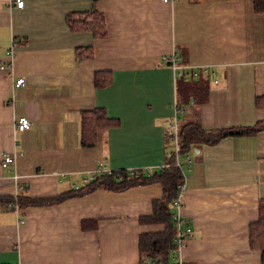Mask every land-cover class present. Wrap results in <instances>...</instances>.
<instances>
[{
	"label": "crops",
	"instance_id": "1",
	"mask_svg": "<svg viewBox=\"0 0 264 264\" xmlns=\"http://www.w3.org/2000/svg\"><path fill=\"white\" fill-rule=\"evenodd\" d=\"M0 0V195L48 200L94 175L157 169L174 144L167 137L177 76L210 78L200 106L205 130L253 126L264 96V13L254 0ZM104 14L108 36L74 32L71 14ZM91 48L93 58L79 50ZM14 52L13 64L8 56ZM177 57V69L168 56ZM97 72L111 84L95 86ZM24 79V85L16 82ZM193 102L183 106L186 114ZM104 109L117 128L82 143V113ZM182 116V115H181ZM180 116V117H181ZM27 118L31 127L18 131ZM14 163L3 167L5 157ZM178 216L191 232L178 264H262L250 226L264 203V131L200 145ZM162 185L97 190L59 203L0 206V264H140V237L165 230L154 214Z\"/></svg>",
	"mask_w": 264,
	"mask_h": 264
},
{
	"label": "trees",
	"instance_id": "2",
	"mask_svg": "<svg viewBox=\"0 0 264 264\" xmlns=\"http://www.w3.org/2000/svg\"><path fill=\"white\" fill-rule=\"evenodd\" d=\"M95 2L99 0H94ZM256 12L264 13V0H254ZM69 28L74 32H90L95 39H105L108 36L104 14L97 11L84 14H71L67 18ZM86 54L82 59H92L91 48L79 50V55ZM178 63V62H177ZM172 65V63H169ZM95 86L98 89L108 87L112 82L110 72H97ZM210 90V78L198 77L193 73L184 72L177 76V104L183 107L190 102L194 103L186 115L180 117L178 148L179 156L189 155L194 147L200 145H216L224 139L256 135L264 131V119L253 126L232 127L225 129L205 130L201 124L200 106L206 101ZM255 106L264 109V96L256 98ZM119 121L108 118L104 109H94L82 113V143L85 147L96 146L100 132L117 128ZM168 140L174 144L173 137L166 132ZM184 182L182 171L176 166V154L172 149L171 155L164 166L144 172L140 170L110 171L94 175L88 183L72 193L60 195L54 199L37 200L28 196L15 198L0 195V206L26 208L30 206H43L59 203L70 197L88 195L97 190H111L115 192L126 191L132 187L160 183L162 185V198L154 203V214L142 222L162 224L165 230L158 234H144L140 237V264H178L179 246L176 239L185 232L186 223L178 218V207L182 206L183 199L180 186ZM178 203V205H176ZM188 235L185 237L187 238ZM250 245L252 249L259 250L264 264V203L260 207L258 221L250 226Z\"/></svg>",
	"mask_w": 264,
	"mask_h": 264
},
{
	"label": "built area",
	"instance_id": "3",
	"mask_svg": "<svg viewBox=\"0 0 264 264\" xmlns=\"http://www.w3.org/2000/svg\"><path fill=\"white\" fill-rule=\"evenodd\" d=\"M16 1V6L18 8H23L24 6V2L22 0H15ZM162 3L164 4H173L175 3L177 0H160ZM8 56L11 59V64L10 66H12L13 64V58H14V52L13 50H10L8 53ZM167 62L172 63V66H174V68L177 69V57L174 55L172 56H168L165 59ZM25 80L24 79H19L16 82V86L20 87L22 85H24ZM174 110H175V115L174 118L172 120V122L169 124L168 126V132L169 134L173 137L174 139V143H175V148H174V152L176 154V166L182 171L183 177H184V182L183 184L180 186V189L182 191L181 197L183 198V194L185 191V185H186V180L188 177V173L191 172L190 169V158L189 156H187L184 161L180 160V156H179V148H178V135H179V124H180V116L184 115L187 111L186 109H184L183 107H179L177 103L174 104ZM31 127V122L29 119L27 118H20L18 120V122L16 123V129L18 131H26ZM14 163V159L12 157H5L4 158V162H3V167L7 168L9 165ZM144 172L149 171V169H143ZM89 180H86L85 183H88ZM176 205H178V203H176ZM180 209V206L178 207V210ZM179 218V216H178ZM180 219V218H179ZM191 232L190 228H186L185 232L180 234L179 237L176 239V244L179 246V250L181 249V247L184 245L185 241H186V235H188Z\"/></svg>",
	"mask_w": 264,
	"mask_h": 264
}]
</instances>
